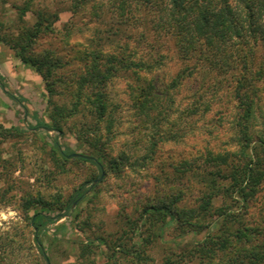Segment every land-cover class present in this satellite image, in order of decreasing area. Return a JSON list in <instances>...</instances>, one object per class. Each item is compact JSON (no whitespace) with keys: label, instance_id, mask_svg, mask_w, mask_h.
Listing matches in <instances>:
<instances>
[{"label":"rangeland","instance_id":"rangeland-1","mask_svg":"<svg viewBox=\"0 0 264 264\" xmlns=\"http://www.w3.org/2000/svg\"><path fill=\"white\" fill-rule=\"evenodd\" d=\"M113 1L104 0L102 12L91 2L74 16L71 0H0V84L5 88L0 86V264H195L197 256L192 259L188 250L208 242L219 229L218 222L210 230L209 222L195 228L170 224L166 215L150 209L167 206L180 213L203 205L205 167L197 159L209 151L239 153L235 105L223 100L220 77L213 83L192 78L164 92L185 65L175 38L160 36L149 18L146 27L134 21L120 26ZM40 14L53 31L33 40ZM109 26L112 33L121 28L133 40L147 31L149 41L159 47L162 66L155 81L160 106L155 112L140 104L143 86L133 72L115 75L113 64L87 61L100 48L110 57L117 54L107 42ZM251 47L260 63L264 48L259 43ZM21 54L53 59L55 66L47 69L53 94ZM97 73L108 76L97 90L110 105L104 120L89 102L80 105L78 100L80 80ZM252 88L264 90V84ZM92 94L83 89V95ZM202 94L211 99L210 110L201 106ZM262 113L255 121L258 136L264 133ZM37 122L58 123L63 133L31 130ZM56 138L76 154L98 158L103 172L87 162L61 159L52 147ZM254 153L264 163V149ZM232 160L234 168L241 163L239 155ZM254 178L259 189L252 190L243 210L236 199L217 197L214 207L224 209L216 214L240 212L247 224L264 227V166ZM86 182H91L86 198L68 217L47 225V263L34 242L31 219L36 212L66 205Z\"/></svg>","mask_w":264,"mask_h":264},{"label":"trees","instance_id":"trees-1","mask_svg":"<svg viewBox=\"0 0 264 264\" xmlns=\"http://www.w3.org/2000/svg\"><path fill=\"white\" fill-rule=\"evenodd\" d=\"M103 1L71 0L72 6L69 7V11L76 16L84 6L92 2L96 5L94 9L102 12L103 8H106ZM113 3L118 11L117 23L120 26L127 25L130 21L145 26V21L149 18L153 30L159 32L160 36L175 38L179 58L185 65L181 73L174 78L171 86L163 89L164 92L179 88L192 78H201L204 81L209 79L207 81L213 83L220 77L218 83L224 88L223 100L225 99L227 105L228 103L232 105L233 102L235 105L233 109L237 111L235 127L239 128L240 133L237 144L239 153L215 154L209 151L197 159V162L201 163L199 166L205 167V175H202L201 179L204 180L206 191L201 192L203 197L199 200L203 205L200 208L196 206L182 210L180 213L174 212L167 206L152 207L151 212L166 215L170 224L181 223L192 228L197 227L199 222H209L207 227L210 230L209 225L218 222L219 229L216 234L210 236L208 242L188 250L192 259L197 256L195 264H264V227L247 224L243 220V213L240 212L237 214L225 211L217 215V211H222L224 208L214 207V200L217 197L233 198L239 202L240 210H243L245 204L249 202L248 197L253 193L252 190L259 189V184H256L259 180L254 176L264 163L254 152L256 148L264 149V133L259 136L255 134L257 133L255 121L259 119V113L263 112L264 115V90H256L252 87L260 81L264 84V58L260 63H255L256 57L252 51L254 48L251 46L259 43L264 48V0H114ZM54 15L58 21L59 15L57 13ZM152 15L154 19H151ZM47 19L45 14L39 15V22L35 25V33L32 35L33 40H38L53 31V26L45 24ZM112 30V26H109L107 42L110 46L116 47L117 54L110 57L101 52L102 48H100L92 50L86 56L87 61L113 64L115 75L119 70L133 72L137 82L143 86V101L140 104L147 107L149 113L155 112L160 106V96L155 81L156 71L162 66L159 47L149 41L147 31L133 40L125 36L121 28H116V32L113 33ZM29 39L31 41V38ZM123 39L126 42H123ZM26 51L27 46L23 52ZM152 52H155L154 56ZM21 58L25 64L36 69L44 78L48 93L53 94L54 81L47 74V69L55 66L53 59L40 60L22 54ZM106 78H108L106 74L97 73L79 82L81 88L79 104L81 105V101L89 102L96 110L95 114L99 120L106 119L110 106L104 93L97 91L98 86L103 84ZM0 86L5 90L2 84ZM85 87L91 89L93 93L91 96L83 95ZM204 95L199 98V100L202 98V102L205 101L201 106L210 110L212 106L207 101L210 102L211 99ZM30 129L63 133V128L58 123L51 126L37 122L35 126H30ZM52 147L65 161L73 159L87 162L103 172L104 166L98 158L88 156L86 159H75L72 155L76 153L63 146L58 138L54 140ZM235 155L241 157V163L236 168L232 160ZM186 163L188 166L191 164ZM187 169L193 171L192 166ZM231 169L232 172H229ZM196 175L198 177V174ZM90 184L91 182L83 183L60 209L48 208L36 212L31 219L34 242L47 263L49 259L43 241L47 225L68 217L73 207L86 198L90 191L87 186Z\"/></svg>","mask_w":264,"mask_h":264},{"label":"water","instance_id":"water-1","mask_svg":"<svg viewBox=\"0 0 264 264\" xmlns=\"http://www.w3.org/2000/svg\"><path fill=\"white\" fill-rule=\"evenodd\" d=\"M72 157L75 158V159H86V158H87L86 156H83V155H80V154H73ZM102 179H103V176H102L101 178H99L98 180H96V181L94 182V185H96V184H98L99 182H101Z\"/></svg>","mask_w":264,"mask_h":264}]
</instances>
